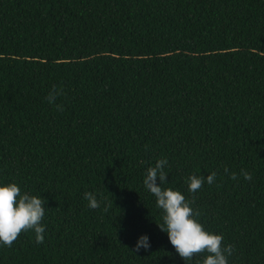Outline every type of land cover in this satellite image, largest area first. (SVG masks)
I'll return each instance as SVG.
<instances>
[{"label": "trees", "instance_id": "1", "mask_svg": "<svg viewBox=\"0 0 264 264\" xmlns=\"http://www.w3.org/2000/svg\"><path fill=\"white\" fill-rule=\"evenodd\" d=\"M161 158L229 264H264V0H0V184L46 200L0 264H185L143 185Z\"/></svg>", "mask_w": 264, "mask_h": 264}, {"label": "clouds", "instance_id": "2", "mask_svg": "<svg viewBox=\"0 0 264 264\" xmlns=\"http://www.w3.org/2000/svg\"><path fill=\"white\" fill-rule=\"evenodd\" d=\"M62 95H64L63 90L53 86L45 99L57 111H63V105L57 103ZM167 165V158L157 159L154 166L146 169L143 179L145 189L155 197L156 208L161 211L162 222L157 223V226L162 232L167 233L169 242L185 264L193 259L194 254L200 253H207L202 264H229L235 246L224 245L221 234L204 229L197 219L201 215L200 211L192 207L195 203L194 195L189 200L178 190L162 187L168 182L166 179L168 173L164 170ZM224 173L230 179L238 178L237 174L230 172L226 166ZM240 175L245 180L252 179L251 174L244 169L240 170ZM216 176L215 171L207 177L188 176L185 180L188 192L195 194L205 182L208 185L214 184ZM84 199L90 209H98L101 206V201L93 192H86ZM45 203L46 200L39 196L22 192L21 187L15 182L0 184V245L11 247L22 232H32L35 242L38 245L42 244L45 238V225L42 223ZM141 248L146 251L150 248V240L146 234L138 238L131 251L139 252ZM197 264L201 262L197 261Z\"/></svg>", "mask_w": 264, "mask_h": 264}]
</instances>
